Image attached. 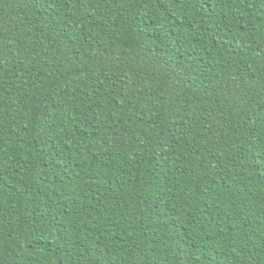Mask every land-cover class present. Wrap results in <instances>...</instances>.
Instances as JSON below:
<instances>
[{
  "label": "trees",
  "instance_id": "1",
  "mask_svg": "<svg viewBox=\"0 0 264 264\" xmlns=\"http://www.w3.org/2000/svg\"><path fill=\"white\" fill-rule=\"evenodd\" d=\"M0 264H264V0H0Z\"/></svg>",
  "mask_w": 264,
  "mask_h": 264
}]
</instances>
